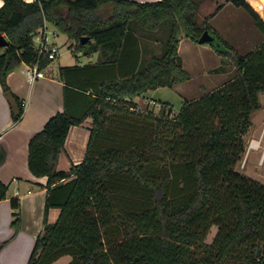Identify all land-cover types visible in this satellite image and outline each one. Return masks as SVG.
<instances>
[{
	"label": "trees",
	"instance_id": "obj_1",
	"mask_svg": "<svg viewBox=\"0 0 264 264\" xmlns=\"http://www.w3.org/2000/svg\"><path fill=\"white\" fill-rule=\"evenodd\" d=\"M202 1L3 0L0 34L8 44L0 49V85L14 123L24 105L6 78L22 63L42 69L51 61L33 47L45 23L73 40L76 50L94 44L107 60L120 57L137 28L160 33L167 24L159 54L125 78L100 81L82 115L57 112L30 138L28 168L47 178V195L27 264H264V183L237 169L264 91V20L247 0H227L249 14L262 36L242 55L206 21L198 22ZM205 30L214 36V51L231 61L233 76L184 100L173 117L168 103L158 115L130 109L135 104L127 98L190 79L179 38L198 43ZM87 117L92 127L82 162L58 170L70 127ZM5 157L0 146V165ZM7 191L0 181V201ZM10 205L17 232L18 198ZM51 208L59 209L52 223Z\"/></svg>",
	"mask_w": 264,
	"mask_h": 264
},
{
	"label": "crops",
	"instance_id": "obj_2",
	"mask_svg": "<svg viewBox=\"0 0 264 264\" xmlns=\"http://www.w3.org/2000/svg\"><path fill=\"white\" fill-rule=\"evenodd\" d=\"M24 1L32 2L34 0ZM133 1L144 3L160 0ZM229 3L227 0H204L199 6L197 18L201 16L202 22L206 21L214 30L217 26L213 22L220 17L223 9L229 7ZM2 5L3 0H0V7ZM205 9L206 12H204ZM229 25L227 24L228 27ZM53 37H56V31H53ZM164 38L159 32L149 33L137 28L126 37L123 43L124 51L120 57L109 60L105 56H101L100 50L94 44L83 51H78L75 49L73 41L67 47L74 56V61H60V54L57 52L54 59L39 69L42 71L40 77L32 79L31 66L24 63L7 75V85L23 102L24 112L21 120L14 123L9 103L0 85V146L6 152L5 160L0 165V181L8 186L7 197L0 201V244L5 242L0 248V264H27L35 239L43 228L47 178L34 176L28 168L30 138L40 131L46 121L57 112L65 111L72 116L82 115L90 105L91 97L95 96L93 92L97 89L100 81L121 79L136 72L149 60L151 55L160 53L161 42ZM68 41L66 40L65 44ZM183 43L189 49L198 47L193 46L191 44L193 41L189 38L184 35L180 36L178 55L183 69L189 73L181 54V44ZM198 45L203 44L198 43ZM206 50L210 51L207 48ZM62 67L72 69L61 74ZM180 84H176L172 88L176 89ZM149 91L127 98V101L135 104V107L130 109L158 115L162 103L160 105L154 103V100L147 95ZM183 94V101L201 96L196 95L194 98L184 99L185 95L192 93ZM177 113L172 111L171 117ZM91 127V117L85 118L79 125L70 127L58 157V170L69 171L72 166L82 162ZM15 197L19 200L17 211L20 215L17 232H14L11 226L14 218L13 213L16 211L11 208L10 200ZM58 214V208L49 209L48 221L55 222Z\"/></svg>",
	"mask_w": 264,
	"mask_h": 264
},
{
	"label": "rangeland",
	"instance_id": "obj_3",
	"mask_svg": "<svg viewBox=\"0 0 264 264\" xmlns=\"http://www.w3.org/2000/svg\"><path fill=\"white\" fill-rule=\"evenodd\" d=\"M204 1V0H203ZM223 1V0H218ZM256 10L259 16L264 20V10L258 8L253 0H247ZM229 7L223 9L220 17L214 23L217 26L214 30L221 35L226 41L240 54H246L262 39L260 32L254 26L249 14L241 7H235L229 3ZM207 10L205 9L204 12ZM230 14V15H229ZM198 22H202V17L198 16ZM219 23V24H217ZM212 24V25H213ZM227 24H230L229 27ZM49 40L51 45L59 47L60 61H74V56L67 47L73 40L67 38L66 35L55 30L51 23H46ZM228 27V28H227ZM167 24H163L160 34L166 36ZM53 31H56V37H53ZM55 35V34H54ZM53 40V41H52ZM69 40L67 44L65 41ZM93 43V41H91ZM198 47L189 49L184 43L181 44V54L185 67L189 70L190 80L180 84L178 88L161 87L151 89L148 96L154 100V103H168L173 113H177L183 103V93H192L185 95L184 99H191L196 95H202L222 84L225 80L233 76L234 68L228 58L219 56L211 46V44L198 45ZM90 46V45H89ZM88 46V47H89ZM206 48L210 51H207ZM57 61V58L54 60ZM260 108L251 115V127L248 133L243 137L245 148L251 140L260 141L258 149H252L243 166V159L237 164V169L250 176L251 178L264 183V91L259 93ZM215 229L212 228L207 240H211L214 236ZM66 259H62L58 264H64Z\"/></svg>",
	"mask_w": 264,
	"mask_h": 264
},
{
	"label": "built area",
	"instance_id": "obj_4",
	"mask_svg": "<svg viewBox=\"0 0 264 264\" xmlns=\"http://www.w3.org/2000/svg\"><path fill=\"white\" fill-rule=\"evenodd\" d=\"M53 33V32H52ZM33 47L38 51L39 55L47 54L48 59L52 60L55 58L58 52V47L51 45V42L49 40V34L47 31L46 26L44 25L42 28H39L36 33L33 35ZM31 66V77L32 79H35L37 77L42 76V71L39 70L38 64H32ZM258 142L257 146H260V141L251 140L248 145L246 146L245 153L243 156V162L241 166L244 165L249 152H251L252 149H258L254 148L253 143ZM264 155V154H263ZM263 157H261V161L263 160Z\"/></svg>",
	"mask_w": 264,
	"mask_h": 264
},
{
	"label": "water",
	"instance_id": "obj_5",
	"mask_svg": "<svg viewBox=\"0 0 264 264\" xmlns=\"http://www.w3.org/2000/svg\"><path fill=\"white\" fill-rule=\"evenodd\" d=\"M87 37H82L80 39L81 43H84L86 41ZM214 42V36L207 30H205L201 36L198 39V43L200 44H212ZM8 44V40L3 34H0V49ZM61 183H59L57 186H60Z\"/></svg>",
	"mask_w": 264,
	"mask_h": 264
},
{
	"label": "bare ground",
	"instance_id": "obj_6",
	"mask_svg": "<svg viewBox=\"0 0 264 264\" xmlns=\"http://www.w3.org/2000/svg\"><path fill=\"white\" fill-rule=\"evenodd\" d=\"M253 2L258 6V8L264 10V0H253ZM257 145H258V142L253 143L254 148H258L259 146Z\"/></svg>",
	"mask_w": 264,
	"mask_h": 264
}]
</instances>
